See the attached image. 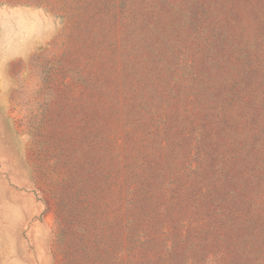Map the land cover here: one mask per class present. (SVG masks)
<instances>
[{"label": "rangeland", "instance_id": "rangeland-1", "mask_svg": "<svg viewBox=\"0 0 264 264\" xmlns=\"http://www.w3.org/2000/svg\"><path fill=\"white\" fill-rule=\"evenodd\" d=\"M0 264H264V0H0Z\"/></svg>", "mask_w": 264, "mask_h": 264}]
</instances>
